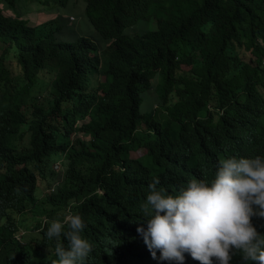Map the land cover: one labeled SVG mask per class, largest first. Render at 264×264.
I'll return each instance as SVG.
<instances>
[{
    "label": "trees",
    "instance_id": "obj_1",
    "mask_svg": "<svg viewBox=\"0 0 264 264\" xmlns=\"http://www.w3.org/2000/svg\"><path fill=\"white\" fill-rule=\"evenodd\" d=\"M35 1L47 11L82 1L96 40L60 39L71 17L61 13L30 23ZM39 86L48 104L35 101ZM145 90L163 119L142 111ZM255 155L264 0H0V264H52L45 230L65 214L85 223L86 264H174L154 259L137 232L147 185L158 178L172 193L210 179L226 157ZM40 178L49 191L36 201ZM183 264L200 262L186 253ZM230 264L257 262L235 252Z\"/></svg>",
    "mask_w": 264,
    "mask_h": 264
},
{
    "label": "clouds",
    "instance_id": "obj_2",
    "mask_svg": "<svg viewBox=\"0 0 264 264\" xmlns=\"http://www.w3.org/2000/svg\"><path fill=\"white\" fill-rule=\"evenodd\" d=\"M158 184L154 178L147 185L144 223L137 226L154 259L183 264L187 253L200 264H230L239 252L246 261L264 264V232L253 222L264 220V156L226 157L210 179L191 178L172 193ZM84 227L79 214L48 222L45 236L55 242L52 264H86L92 244L82 235Z\"/></svg>",
    "mask_w": 264,
    "mask_h": 264
},
{
    "label": "rangeland",
    "instance_id": "obj_3",
    "mask_svg": "<svg viewBox=\"0 0 264 264\" xmlns=\"http://www.w3.org/2000/svg\"><path fill=\"white\" fill-rule=\"evenodd\" d=\"M28 6H29L30 11H28L25 14L24 18H28L30 23L36 24L38 22L41 23L43 21H47L49 19L56 17L58 13H61L62 16L64 15V17L73 16V18L70 17L69 20H66V19L62 20L61 22L62 29L58 33L60 39L64 41L74 42L76 41V37L79 34V35L88 36L91 39L96 40V38L94 37L97 35L96 30L93 27V25L89 22L88 18L85 15V4L82 1L71 2L66 7L59 6L58 8H55V10H59V12H56L55 10L47 11L43 9L45 8V6L42 5V3L39 1L30 2ZM5 12L7 14H12L8 10H5ZM98 42L102 44L105 43L103 39L101 40L98 39ZM102 46H103L102 49H104L107 47V44H103ZM103 55H105V52ZM104 61L106 63V59H104ZM11 65L13 69L15 70V67L17 66V64H15V62H12ZM42 78L44 79V81L47 80V75L43 74ZM34 94L37 95V98L35 99L36 102H38L39 104H48V98H49L48 87L43 88L39 86L35 89ZM142 96H143V100L141 102L142 111L151 113L153 117L157 120H159L160 117L163 119L164 117L162 116L163 115L162 110L156 105L154 106L155 104L154 102H156V97L153 91L145 90L142 92ZM153 106L155 109L153 108ZM145 153H146V148L142 147V148L132 151L131 156L140 157ZM64 159L66 158L64 157ZM54 168L62 172V169H65V165L63 162H62V166L61 164L55 162ZM44 192H45V185L43 184L40 178L37 196L41 198V200L43 199ZM28 217L31 218V216H28ZM30 230L33 231V229H30Z\"/></svg>",
    "mask_w": 264,
    "mask_h": 264
},
{
    "label": "built area",
    "instance_id": "obj_4",
    "mask_svg": "<svg viewBox=\"0 0 264 264\" xmlns=\"http://www.w3.org/2000/svg\"><path fill=\"white\" fill-rule=\"evenodd\" d=\"M71 18H73V17H71Z\"/></svg>",
    "mask_w": 264,
    "mask_h": 264
},
{
    "label": "crops",
    "instance_id": "obj_5",
    "mask_svg": "<svg viewBox=\"0 0 264 264\" xmlns=\"http://www.w3.org/2000/svg\"><path fill=\"white\" fill-rule=\"evenodd\" d=\"M71 17H73V16H71Z\"/></svg>",
    "mask_w": 264,
    "mask_h": 264
}]
</instances>
